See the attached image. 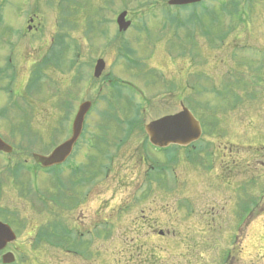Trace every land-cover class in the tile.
I'll use <instances>...</instances> for the list:
<instances>
[{"label": "rangeland", "instance_id": "obj_1", "mask_svg": "<svg viewBox=\"0 0 264 264\" xmlns=\"http://www.w3.org/2000/svg\"><path fill=\"white\" fill-rule=\"evenodd\" d=\"M35 1L40 7L33 15L30 8ZM168 1L0 0V35L18 47L20 57L31 54L35 65L40 60L38 40H47V49L54 37L61 48L68 51L64 58L71 55L74 45L81 50L80 63L93 60L96 67L97 60L103 58L106 70L101 77L111 74L113 89L100 93L97 88L102 78L94 76L96 89L93 94H87L96 103L107 106L110 102L109 105L132 124L177 114L181 112L182 101L202 120L203 135L195 144V151L187 155L176 149L174 166L168 170L175 183V199L167 192V179L160 177L156 206H152L158 230L175 232V236L170 235L171 239L183 245H174L170 238L148 240L142 248L144 256L153 254L155 264L215 263L222 252L221 242L232 229L228 220V210L233 206L231 189L248 184L247 196L251 193L250 198L256 202L252 262L264 264V219H257L264 214L261 199L264 191V0L204 1L188 7H171ZM224 4L228 5L225 9ZM119 12H127V20L132 23L123 34L116 24ZM31 18H35L34 23L30 22ZM37 24L41 25V37L30 34L19 42L15 40V33L9 32V28L27 32L28 26ZM30 40L34 41L29 43ZM5 51L4 44L0 43V56H6ZM56 77L61 79L60 74ZM79 81L81 90L82 80ZM130 83L143 87L152 98L143 116L135 117L134 110L125 103L128 95L125 87ZM47 86L48 91L33 90L31 105L23 102L28 117H23L22 111L11 104L6 107V113L0 110L2 133H9V122L30 120L31 152L40 155L67 134L66 121L62 129V119L58 118L53 104L56 86L53 90L49 82ZM170 90H174V97L168 95ZM105 106L97 107L95 114L105 113L100 110H107ZM3 117L6 120L2 121ZM105 117L102 114L99 119L103 121ZM136 150L141 153L132 142L127 148L126 161ZM230 154L243 163L233 169L234 174L227 176L221 158ZM230 167L233 168V164ZM123 176L115 171L109 180L102 181L95 198L129 202L138 199L136 192L143 184L150 189L151 180L142 183L140 176L126 171ZM38 177L44 181L39 173ZM122 177L120 184L118 180ZM36 188L40 190L41 184ZM43 191L54 198L53 183H46ZM8 198L10 196L5 199ZM149 203L150 200L141 203L139 208L128 207L127 221L141 209H146L145 214L150 215ZM210 212L218 216L207 221L204 216ZM205 231L214 232L204 235ZM102 247L106 248L102 240H94L91 259L66 253H21L15 255L13 264H131L128 253L114 255L110 250L105 254ZM0 264H3L1 256Z\"/></svg>", "mask_w": 264, "mask_h": 264}, {"label": "flooded vegetation", "instance_id": "obj_2", "mask_svg": "<svg viewBox=\"0 0 264 264\" xmlns=\"http://www.w3.org/2000/svg\"><path fill=\"white\" fill-rule=\"evenodd\" d=\"M34 3L30 12L36 15L40 4L38 1ZM30 20L34 23L35 18ZM41 30L39 24L33 27L28 26L27 32L9 28L10 34L15 33V40L19 42L21 39H27L30 34L41 37ZM33 41L30 40L29 43ZM38 41L41 50H37V57L39 56L40 60L35 65L36 60H33L34 57L31 54H22L20 57L18 47L10 40H3V36L0 35V43L4 44L6 49V56H0V110L6 113L8 111L6 107L11 104V107L16 106L22 111L23 117H28L29 115L25 114L24 108L26 107L23 102L28 101L31 105L33 90L48 91V82L50 90L56 86L54 89L56 92L53 94L55 103L53 104L57 108L58 118L62 119V129L65 126L67 128V134L60 140L58 139L49 150L44 151L45 153H42L44 156H49L55 148L73 137L74 125L81 107L86 106L87 112L70 156L59 165L48 169L31 164L34 153L31 152L30 147V120L22 118L13 124L4 121L7 123L9 133H2L0 129V141L2 142L0 148L3 149L0 150V223L9 226L16 239L8 244L4 251H0V256L7 253L14 255L66 253L79 256L81 259H88L93 251L94 240L98 239L102 240L106 246V248L102 247L105 254H109L110 250L114 255L128 253L131 264H155L154 255L144 256L142 248L149 241L159 237L171 239L170 235L175 236V232L172 231L166 233L159 231L153 217L160 177L167 179V192L174 200L175 183L171 181L168 170L174 166L175 151L178 149L187 154L189 151H195V144L188 147H176L170 143L163 148L152 145L146 128L158 119L150 122L143 120L135 125V123H130L124 114L119 111L117 113L110 106V102H107L105 106L103 103L94 102L93 97L88 96L87 93L93 94L96 89L93 79L95 61L80 63L82 54L77 45L71 49V55L64 58L68 51L61 48L56 37L49 41L47 49H45L47 40ZM98 60L104 59L99 58ZM63 69L65 70L62 72ZM58 74L63 82L56 77ZM21 77L23 78L20 80ZM110 77L111 74H106L99 78H102L101 86L97 88L100 93L113 89ZM79 79L82 80L81 90ZM129 85L125 87L128 90L125 103L129 105V109L134 110L135 117L139 114L143 116L149 104L151 105L152 98L137 83ZM168 95L174 97V90L168 91ZM15 97L17 99L14 101ZM99 106H105L107 110L104 108L100 110L106 112L98 111V114H95ZM180 107L181 110L185 107L184 101L180 103ZM102 114L106 115L103 121L99 119ZM3 120L6 119L3 117ZM64 121H66L65 126ZM56 130L59 131L60 127ZM36 137L40 138V135ZM132 142L134 145L137 144L141 153L136 150L137 152L126 161L127 148L132 145ZM232 157L233 154H230L228 157L221 158L227 176L234 174L233 169L239 168V164L243 163L237 162ZM231 159H233L231 162H226ZM230 164H233V168ZM248 166L247 170H249ZM115 171L121 176L124 171L135 177L140 176L142 183L151 180L150 189L143 184L142 188L136 192L138 199L129 202L125 199L95 198L96 190L102 181L109 180ZM34 173H37L36 177H32ZM38 173L43 176V182L41 177H38ZM123 177L118 180L120 184ZM154 180L157 181L156 184ZM39 183L41 189L33 190L32 185L39 187ZM46 183H53L54 198L50 195L46 196V192L43 191ZM249 183H253V178ZM248 191V184L233 186L231 189L232 196H230L233 206L228 210V220L232 229L225 234V240L221 242V255H218L213 264H253L256 202L250 198L251 193L247 196ZM261 195L264 203V191ZM8 196L10 198L5 199ZM148 200H150V215L145 214L146 209H141L136 211L140 212L139 214L130 217L127 221L128 207L139 208L141 203ZM208 214L204 216L207 221L216 219L218 216L211 212L210 215ZM259 218L264 219V214L258 215L257 219ZM211 232L205 231L203 234ZM25 239L26 242H24ZM172 241L174 245L182 244L175 242L174 239H171Z\"/></svg>", "mask_w": 264, "mask_h": 264}, {"label": "water", "instance_id": "obj_3", "mask_svg": "<svg viewBox=\"0 0 264 264\" xmlns=\"http://www.w3.org/2000/svg\"><path fill=\"white\" fill-rule=\"evenodd\" d=\"M202 0H174L170 2V5H189L193 3H198ZM127 13H123L118 18V25L120 31H126L130 27L131 23L126 22ZM105 69L104 61L100 60L97 63L95 69V77L99 78ZM87 112L86 106H83L80 110V114L74 126V137L55 149V151L49 156L44 157L40 155H35L34 159L36 163L43 167H53L66 160V158L71 154L74 143L76 142L80 131L82 129L84 116ZM148 133L151 136V141L158 146L166 145L170 142L178 145H187L194 141H197L201 136V128L198 121L194 116L186 109L180 114L172 117L163 118L148 127ZM2 142L0 141V144ZM0 150H3L0 148ZM15 239L14 234L11 229L0 223V249H3L9 242ZM5 264L14 262V257L12 254H8L3 258Z\"/></svg>", "mask_w": 264, "mask_h": 264}, {"label": "trees", "instance_id": "obj_4", "mask_svg": "<svg viewBox=\"0 0 264 264\" xmlns=\"http://www.w3.org/2000/svg\"><path fill=\"white\" fill-rule=\"evenodd\" d=\"M226 6H228V5H227V4H224V5H223V9H225V8H226Z\"/></svg>", "mask_w": 264, "mask_h": 264}]
</instances>
